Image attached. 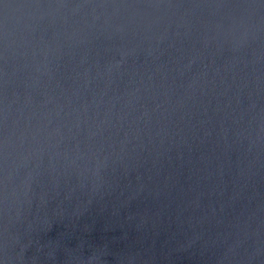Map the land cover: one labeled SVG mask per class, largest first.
Returning a JSON list of instances; mask_svg holds the SVG:
<instances>
[{"label":"water","instance_id":"1","mask_svg":"<svg viewBox=\"0 0 264 264\" xmlns=\"http://www.w3.org/2000/svg\"><path fill=\"white\" fill-rule=\"evenodd\" d=\"M0 264H264V0H0Z\"/></svg>","mask_w":264,"mask_h":264}]
</instances>
